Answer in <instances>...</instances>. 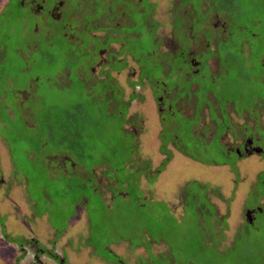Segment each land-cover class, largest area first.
Masks as SVG:
<instances>
[{
  "label": "rangeland",
  "instance_id": "1",
  "mask_svg": "<svg viewBox=\"0 0 264 264\" xmlns=\"http://www.w3.org/2000/svg\"><path fill=\"white\" fill-rule=\"evenodd\" d=\"M8 2L9 0H0V73L9 75L15 64L18 79L11 83L12 89H15L22 85L23 58L31 75L38 71L37 63L46 62L47 77L49 80L53 75V83L30 84L28 91H31L20 99L44 95L45 100L59 104L49 109H43L42 102L38 104L34 118L26 120L35 125L30 129L27 124L19 121L22 117L10 107L11 104L4 102L12 95L7 92L11 88L10 83L0 92V177L3 180L0 182V264H264V215L258 213L251 224L245 217L246 207L256 204L262 206L259 203L262 199V186L259 182L256 183L264 166L262 156H244L239 159L232 157L237 167L233 171L222 163L225 159L218 150L220 145L209 140L214 123L210 119L208 107L203 106L199 110L197 124V120L186 117H193L197 110V93V99L206 105L212 100L210 92H214L212 89L219 84L221 78L224 81L239 80L225 93L235 96L230 97L235 98V101L249 90H256V94L264 93V66L257 62L264 52V0H232V3L226 4L227 7L224 5L221 8L222 11L215 7L216 1L204 0L200 12L204 13L208 9V14L200 17L188 11L193 6L194 10H198L200 0H150L155 3L153 19L164 24L160 33L165 44L158 46L162 56L168 53L167 45L178 41V31L172 27L173 18L178 26L186 25L183 33L179 34H183L181 41L184 43H189L192 37L198 38L199 42L205 41L202 39V30L205 28L200 27L204 16L212 32L221 24L223 28L227 20L230 21L226 26V39L218 42L216 54L204 51L207 49L205 44H202L203 50L197 54V61L201 62L200 74L210 66L215 68L214 63L208 66V61L214 60L222 75L215 82L209 81V73L203 77L198 75L196 82L201 84L200 88L199 84L192 83L189 91H183L182 88L179 90V94L184 95L174 108L184 116L178 111L170 114L171 109H168L167 104H162L163 108L159 109L149 84L157 88L162 83L148 81L136 88L145 99L130 103L127 116L133 117V120L126 123L120 114L122 109L117 114L116 110H109L106 103H99L96 96L90 94L94 92L89 93L85 84L80 82L77 73L80 63L84 67L88 60L86 55H82L85 52L91 53L88 49L91 45H98L86 43L94 18V13L88 10L90 6H85V10L76 8L61 24L60 20L55 22L52 18L47 22L41 13V6H33L34 12L30 10L31 0H25L24 6L17 0ZM184 2L186 5L180 7ZM69 4V0L63 2L59 17L66 15L65 6ZM176 8L185 11L183 19L179 17L181 20H175ZM91 9L94 11L95 7L91 6ZM218 11H226L227 15L224 17ZM104 15L106 14H101L98 18ZM123 18V14L112 20H103V17L99 25L106 26L107 29H100L96 35L103 38L109 35L116 36L117 39L124 37L119 32V28L125 24ZM36 21L37 25L33 28ZM55 25L60 30V27L64 29L65 36L59 32L54 36L51 34ZM210 36L206 35V39L209 40ZM66 37H70L78 45H68ZM78 39L84 40L79 43ZM122 40L123 38L112 42L109 51L118 56L112 58L115 61L122 58L126 60L124 68L119 72L113 69L108 75L109 56L102 51L94 58L93 65L88 66L90 72L85 76L82 73L80 77L86 79L88 87L105 90L104 83L109 76V81L112 78L117 81V85L123 89V99H127L132 92V83L139 80L142 71L147 73V69L154 68L155 64L144 61L137 54H134L135 57L128 54ZM248 40L250 50L248 42L244 49L241 48L243 42ZM135 41L132 39L128 45L139 52V49L148 45L149 40ZM18 49H21V59L15 57ZM150 49L148 46V50ZM79 55L82 56L80 60L73 61V57ZM67 56L71 61H66ZM137 57L139 63L144 64L142 71L136 61ZM65 63L71 68L72 76L66 70L62 80L59 78L58 83H55L53 72L61 67L64 69ZM170 67L173 69L172 64ZM243 73L249 81L239 76ZM11 78H14L13 75L8 80ZM175 80L179 87L184 86L182 78L179 80L167 75L170 85H174ZM173 89H176L172 93L175 98L178 86ZM206 91L210 92L204 97ZM214 94L218 95V102L222 103L224 94H218L217 91ZM76 100L83 104L80 110L85 112V118L77 121L82 134L75 149L68 150L71 155L67 158L66 155L63 157V154L56 153L59 148H65L66 143L58 142L57 145L47 142L43 139L46 134L42 131H46L44 125L50 123L45 120L60 116L63 113L62 105L70 107ZM47 110L49 111L45 115ZM212 116L215 119L213 113ZM215 121L221 122L217 119ZM231 122L235 125L233 128H238L243 125L244 120L234 116ZM120 124L121 127L118 128ZM189 127L192 135L187 132ZM221 129L219 124L217 131L220 132ZM66 131L78 129L74 126ZM56 132H59L58 128ZM163 139L168 140L166 146L172 157L165 168L158 171L166 157L161 150ZM41 140L46 141L47 146L43 147ZM229 141L230 134L225 135L222 142L227 145ZM154 172L157 175L151 181ZM191 181L196 182L193 190L199 200L204 197L203 185H207L208 199L215 205L216 216L212 217L214 223L211 233L201 228L205 225L204 218L199 224L197 215L189 214L192 205L184 197L185 187ZM95 189L102 194L104 200L97 197ZM139 189L143 199L167 202L179 219L186 212L183 224L187 226L181 223L183 228L177 229L176 234L169 237L167 242L149 237L142 231L143 222L135 214L138 204L134 203L137 201L134 196L141 194ZM185 198L188 199V196ZM198 202L202 211L205 209L212 215V207L203 200ZM155 203L158 202L152 204ZM143 206V212L147 214L149 207ZM3 226L5 230L1 232ZM23 240L26 241L20 245ZM101 243H109V250L103 251ZM42 245L56 255L57 261L40 252ZM37 251L41 262L34 259ZM113 253L117 256L116 261L109 260L113 258Z\"/></svg>",
  "mask_w": 264,
  "mask_h": 264
},
{
  "label": "trees",
  "instance_id": "2",
  "mask_svg": "<svg viewBox=\"0 0 264 264\" xmlns=\"http://www.w3.org/2000/svg\"><path fill=\"white\" fill-rule=\"evenodd\" d=\"M203 1L204 0H200V2H198V5L200 3H202ZM214 1L217 2V3H215V7H217V10L218 9L221 10V8L225 7L224 5H226V4L228 5V4L232 3V0H214ZM13 2H16V0H13ZM95 2H97V3H95ZM91 4H92V6L95 7L94 11L91 9V7L89 8L94 13V16L95 15L98 16V14H106V15H104L105 19H103V20H109V19L112 20L113 17H116V16L121 17V15L123 14L125 16V18H123V20H125V24L119 28V32L122 33L124 37H120L118 39L123 38L122 41L125 42V46H126V47H124V50H126V52L128 54L133 55V57H135L134 54H137V56L139 58L140 57L144 58V61L155 64L154 68H148L147 73H143L142 68H143L144 64H140L138 61L139 58L137 57L136 61H138V64L141 67L140 69L142 71V74H141V77L139 78V80H136L132 83V92L127 99H123V97H122L123 96V89L117 85V81H115V79H113L112 77H111L112 79H110V81H109V76H107V81L104 83L106 85V86H104L105 90H102L99 88L96 89L94 87L90 88V86L88 87L86 84V79H84V77L83 78L80 77V75H82V73H83V76H85L90 72L88 70L90 67H88V66L93 65V62L95 60L94 58H96L99 55V51L101 50V48H105L113 40L118 41L116 36H115L116 39L112 35L107 36L106 39L96 37L94 40L99 41L98 45L97 46L91 45V48H88L91 53L88 54L87 52H85L82 55V56L86 55V57L88 58L86 65L83 67L84 64L80 63L79 67H77V70H78L77 73H78L79 78L81 79L80 82H83V84H85V87L88 88L89 93H90V91H93L94 93H90V94L95 95L96 100L99 103H101V104L106 103L107 108L111 111L116 110L115 113H117V114H118L119 109L124 110V111L121 110V113L119 112L120 114H122L121 117L123 116V118H122L123 121L125 123L128 121L131 122L133 120V117L129 118L127 116V113H128L127 109L129 107L130 103L132 101H135V100L140 101V100L145 99L143 97V95L141 96V94L138 93V91L136 89L138 87H136V86H141V85L143 86L148 81L152 82L153 80H155V82L162 83V85H160L157 88L153 87V85H152V90H157V89L160 90L161 88L165 89L168 87V85H170V83L168 82L170 79L167 81V75L169 78L176 77L177 79L181 80L180 69H179L180 65H181V62H180L181 58L177 52L180 51V49H181L180 46H182L181 45V43H182L181 42V36L183 34L181 36H179V34L183 33L184 29H186V25L180 24L178 26V24H176V22H174V18H173L172 27L178 31V32H176V34L178 35V38H177L178 41L176 43L173 42V43H170L169 45H167L166 47H167L168 53L165 56H162L159 53L158 46L161 43L165 44V39L162 38V35L160 33V29L164 26V24L161 22H158L156 19H153L152 15H153V9H154L155 3L154 4L151 3L150 0H133V1L132 0H115V1L94 0V2H91ZM190 4L193 5L191 2H190ZM185 5H186V2L181 3L180 7L185 6ZM227 5H226V7H227ZM88 6H90V5H88ZM100 6H102L101 9L103 10V12H101L100 9H98V7H100ZM179 8H176L177 11H174L175 20L176 19L181 20L185 17V16H183V13H185V11L184 10L182 11ZM198 10H199V6H198ZM198 10H194V6H193L188 11H190V13H194L195 16H198V14L200 13V11H198ZM218 12H220V11H218ZM223 12H220V13L222 15L224 14V17H225L227 15V12L226 11H223ZM207 14H205V16ZM179 17H181V19ZM101 20L94 22V23L91 21L93 24V27L89 31V36H98V35L94 34L95 31H97L98 29H102V30L107 29L106 26L99 25V22H101ZM227 22H228V20H227ZM145 33H147L148 35H144ZM66 38L68 39V42H69L68 45H70L71 44L70 37H66ZM132 39H135L136 40L135 42L145 41V39H146V41L147 40H149V41H148V45L145 48L139 49V52L138 51L136 52V50L132 46L128 45V43ZM91 40H93V39H91ZM134 43H132V45ZM75 45H78V44L75 43ZM148 46L151 47L150 50H148ZM17 48H18V46H17ZM60 49H61V47H60ZM139 53H141V54H139ZM169 53H171V54H169ZM115 54L116 53L112 54V55H114L113 58L118 57ZM21 56H22L21 55V49L20 50L18 49L15 57H17L18 59H21ZM82 56L79 55V57L78 56L73 57V59H74L73 61L78 60ZM108 56H109V52H108ZM68 57L69 56H67V59H68ZM169 57L171 59H169ZM66 61H71V59H68ZM23 63H24V66L22 69V71H23L22 85L18 86L15 89H12V86H11L12 81L18 79L16 76V73H15V64H14L12 72L8 73L9 75H6L4 73H0V92H2L3 89H6L7 85L10 83L11 88L8 89L7 92L12 94V95L10 96L8 101L4 100V102H6V104H9V105L11 104L10 107L15 112H17V114L20 117L24 116V118L22 117L23 119L19 120L21 123L27 124L26 126H28L30 129H33L35 127V125L33 123L32 124L28 123L27 118H30V119L34 118V113H35V109H37V105L42 102L41 107L43 109H49L53 105L56 107L59 103L58 102H51L50 100H45L44 95H35L33 97L29 96V98H28V100L31 102L30 103L31 107L26 108L25 106L22 107V106L18 105L17 102L21 98V96L19 95L21 93H18V91L15 92L16 89H20L27 84H34L35 83L36 85H39L40 83H43V84L44 83H46V84L53 83V75L48 80L47 73H46L47 69L45 68L47 66L46 62L40 61L39 63H37L38 71L35 73V75H31L30 73H28V66H27L24 58H23ZM109 63H110L109 64L110 66L107 69V71H110L113 69H117V71H120L122 68H124L127 65L126 60H124V58H122L118 62L115 61V59H111V61H109ZM170 64H172L173 69H171ZM65 65L66 66H64V69L61 67L60 69L53 72L54 78L56 80L55 83H58L59 78H61V80H62V75L66 74V70H67L69 76H72L71 68H69V66L66 63H65ZM81 66H82V68H81ZM12 75L14 78H11V80L10 79L8 80V77H10ZM182 77H183V75H182ZM146 78H148L147 82L145 80ZM103 80L104 79H102V81H100V82L102 83ZM174 82H175L174 85H176V86H173V84H172V85H170V87L172 88V90H176L177 88L176 89H173V88L178 86V91H176L177 92L176 97H177L179 92H181V91H179L181 89V87H179L177 80H175ZM46 86L49 88V85H46ZM27 88L30 89V86H28ZM159 90H158V92L160 93ZM29 91H31V90H29ZM29 91L27 90V92H29ZM154 96H155V99L157 101L156 94ZM0 99H1V97H0ZM38 101H40V102H38ZM70 105H71L70 107L62 105L63 113L60 116H56V117H53L51 119L45 120V121H50V123H46V125H44L46 128V131H42V133L46 134V136L43 137V139H45L47 142L50 141L51 143H57V145H59L58 142L66 143L65 148H63V149L59 148V151H57L56 153L63 154L62 155L63 157H65V155H66L67 158L69 157V155H71L68 152V150L69 149H71V150L75 149L76 142H78L80 140V134H82V132L78 128L79 125H77L79 122L78 120H82L85 118V112H83V110H80L83 108V104L79 100H76V103L70 104ZM48 111L49 110L45 111V115L48 113ZM112 114H114V112H112ZM42 115H44L43 110H42ZM51 116H53V115H51ZM116 116L118 117V115H116ZM22 120H23V122H22ZM194 120H196V119H194ZM121 124L118 126V128L121 127ZM74 126H75V128L78 129V131H71V132L66 131V129H72V127H74ZM55 127L58 128L59 132H56ZM124 131L126 132L125 129H124ZM185 131H187V128ZM187 132L190 135L193 134L190 127L188 128ZM187 137H188V139L190 138L189 135ZM184 138H185V136H184ZM46 141H42L43 147L47 146V144H45ZM167 142H168L167 139L162 140L161 150H163L165 152L166 157L162 161V164L160 165L158 171L159 170L161 171L163 168H165L166 164L170 161V159L172 157L171 151L166 146ZM183 144L185 145L184 142H183ZM62 145L64 146V144H62ZM37 152H41V150H39V151L37 150ZM42 154H44V153H42ZM46 154H44V155H46ZM223 157L225 159L224 162L229 161L231 163V168L233 170L237 169V167L233 163V159H231L230 157L225 156V155H223ZM227 158H229L230 160ZM66 160H65V163L68 165ZM205 162H207V161H205ZM125 163H124V165H125ZM209 163L212 164L213 162L210 161ZM156 175H157V172H154V177L150 180L153 181L155 179ZM125 183L127 184V182H125ZM194 184H196V182L191 181L190 183H187V186L185 187V197L188 196V199H186L185 197H184V199L186 200L187 203L192 205V209L189 212V214L191 213V214L197 215V219H198L197 223H199V224H201V222H202L201 219L204 218L205 219V225L202 226L201 228H203L206 232L211 233L213 231L212 223H214V222H212V217L216 216L215 215V210H216L215 205L213 203H211V200L208 199L209 198L207 195L208 188H207V185L204 184L203 185L205 188L204 197L200 200H203L204 203H206L207 205L212 207L213 212H211L212 215H210L205 209H203V211H202V206L198 202L200 200H199L198 196L195 194V191L193 190ZM138 186H139V184H138ZM139 191L141 192V194H136L134 196L137 199V201L134 203L138 204L137 211L135 214L143 222L142 231L144 230L148 234L149 237H152V238L154 237L153 238L154 240L157 239L156 241L163 242V241H166L169 237L175 235L177 232V229L183 228L182 227V224L184 221L183 218L187 215L186 212L179 219L171 211L170 205L167 202L143 199V198H141V196H142L141 189H139ZM187 193H188V195L186 196ZM101 196H102V194H100L98 192L97 197H100L102 200H104L103 197H101ZM154 202H158V203L152 204ZM143 205H146V207L147 206L149 207L147 214L143 212V207H144ZM194 207H195V209H194ZM223 219H225V216L223 217ZM1 224L4 225L3 223H1ZM184 226L186 227L187 225H184ZM4 228L5 227L3 226L2 227L3 232L5 230ZM155 236L157 238H155ZM24 241H26V240H23L22 242H24ZM116 241L118 242L120 240H116ZM143 243L145 244V242H143ZM101 244H99V245H101V249L103 251L109 250L107 248L109 243H105V244L101 243ZM46 250H47V248L42 245L40 252L42 253L43 251H46ZM36 253L39 254L38 251ZM112 257L113 258H111V259L109 258V260H112V261L117 260V256H115L114 253L112 254Z\"/></svg>",
  "mask_w": 264,
  "mask_h": 264
},
{
  "label": "flooded vegetation",
  "instance_id": "3",
  "mask_svg": "<svg viewBox=\"0 0 264 264\" xmlns=\"http://www.w3.org/2000/svg\"><path fill=\"white\" fill-rule=\"evenodd\" d=\"M24 1L25 0H18V2H20L23 6H24ZM70 4L66 5L65 8L66 9V15L64 17H59V12L60 9L63 5V2H65V0H31V3L29 4L30 10H32L34 12L33 6H41V13L44 14V17L47 19V22L49 21L50 18H52L55 22L57 20H60L62 23L64 24V22L66 21V19L69 18V16L73 13V11L76 8L79 9H83L85 10V6L90 5V7L92 6L91 4V0H69ZM101 1V0H99ZM107 1V0H104ZM133 1V0H132ZM12 3L13 0H9L8 3ZM79 3V6H78ZM97 3V2H96ZM8 5V4H7ZM11 5V4H9ZM8 5V6H9ZM81 5V6H80ZM201 5L202 3H200L199 6V10H201ZM69 6V8H68ZM102 6L98 7V9H100L101 12H103V10L101 9ZM90 10V9H88ZM208 13V9L206 12L202 13L200 12L198 14V17H200L202 14H207ZM101 14H98V16H94L93 18V23L97 22L101 19H103L104 16H102L101 18H98ZM40 17L42 18V16L40 15ZM91 21V20H90ZM58 23V22H57ZM227 23V24H226ZM224 24V27L221 28L218 27L217 25H215L218 28H221V30H219L218 28L212 32L208 22L205 20V16L204 19H202L200 21V27L205 28L203 29V36L205 39V41H197L198 38L196 37H192L189 40V43H184L182 42L180 46L181 50L178 51L177 53L180 55V78H182L184 86L181 87L182 89H184L183 91H189V86L192 83L195 84H199L198 82H196V78L197 76H206L209 73V81L211 82H215L216 79L219 77V75H222V73H220V69L217 66L218 64L213 60V61H208V66L211 65V63H214V67L215 68H210L208 67L207 71H203L202 74H200V65L201 62H198L197 60V54H199V52L201 50H203L202 44H205V47L207 49H205L204 51L206 52H212V54H216V50H217V44L218 42L221 40V42L225 41L226 39V26L228 24H230V21L226 22ZM35 25H33V28L36 27L37 25V21L34 23ZM60 29H58L57 25L54 26L55 30H51V34L53 33V36L56 32H59L61 35L62 33L65 35V31L64 29H62V27H60ZM100 29H98L97 31H99ZM223 30V31H222ZM97 31H95V35L97 34ZM38 33V32H37ZM79 33H83V32H79ZM251 34H254L253 32ZM206 35H211L210 38H212L210 40L206 39ZM81 36V35H80ZM91 37V38H90ZM96 37L99 38H103L101 36H89L86 37L88 38L86 43H93V44H98L99 41H95L94 39ZM115 38V37H114ZM93 39V40H91ZM106 39V38H105ZM116 39V38H115ZM79 43L83 42L84 39H78ZM70 42L71 44H75L76 42L73 41L70 38ZM112 42H117V40H113ZM110 42L108 44V46H106L105 48H101V50L99 51V54L103 51L104 54H107L109 52V58L108 62L111 61V59L114 57V53L110 52V44L112 43ZM200 48H199V45ZM248 42V50H250L249 47V40L248 41H244L242 44L241 48H245L246 44ZM27 43V42H26ZM28 45V44H27ZM26 45V47H27ZM185 45V46H184ZM215 46V47H214ZM25 51V50H24ZM246 54H248V52H246ZM169 59H171L169 57ZM258 64H260L261 66H264V52H262V55L260 56V58L257 59ZM203 70V69H202ZM110 71H107V74L110 75ZM119 72V71H117ZM183 75V77H182ZM194 76V78H193ZM241 78L248 80L247 75L245 73L240 74L239 75ZM146 82L148 81V78L145 79ZM260 80V79H259ZM239 80H235L232 79L231 81H224L223 78H221L220 82L218 85H215L213 87V91H217L218 94L223 93L224 97L222 99V103L218 102L217 96L215 95L214 92H210V91H206L204 94V97L207 96V94L210 92V94L212 95V100L210 99V101L208 102V104L206 105L205 103H203V101H199L197 99V95H196V104L195 106L197 107V110L194 111L193 117H189L186 116L187 118L190 119H196V124L199 123V110L203 107V106H207L209 109V113H210V119L212 121V123H214V129H212L211 131V137L209 140H214L215 143L219 144L220 147L218 148V150L220 151V154L228 156L230 158L235 157V159H239L242 157H246V156H252V155H260L262 156V161L264 162V93L262 94H256L257 91L254 90H249L246 93H243L239 100L235 101V98H230V97H235V96H228L225 93H227L228 91H230V86ZM167 85V84H166ZM28 86H30V84H27L25 86H23L20 89H16L15 92H20L21 94H19L21 97H23L22 95H26L28 92ZM151 90V84L149 85ZM176 86V85H173ZM172 86V87H173ZM200 88L201 84L198 85ZM139 88V86H136ZM159 89L157 90H152V94L155 95L157 97V106L159 107V109H162L163 107L161 106L162 104H167L168 109H171L169 111H171L170 114L178 111L180 115H183L182 112H180V110L174 108L176 103L179 101V99L184 95V94H178L177 97H173L172 93L173 90L170 87V85H168L167 88H161L158 92ZM199 92V90H198ZM240 93V92H239ZM172 102V103H171ZM19 106L22 107H26L29 108L31 107L30 105V101L28 99H20L18 102ZM217 105V108L216 106ZM230 106V108L228 109V107ZM222 111V113H221ZM212 113L214 114L215 119L217 120H221L220 123H217L215 121V119L212 116ZM184 116V115H183ZM236 116L240 119L244 120V123L242 126H239L238 128H233V126H235L234 124H232L231 119ZM245 116H247L248 118H246ZM24 118V116H22ZM22 118V119H23ZM249 119V120H246ZM21 120V119H19ZM23 122V120H22ZM222 126V129L219 131H217L218 126ZM191 129V128H190ZM230 134V141L226 144H224L222 142V140L224 139L225 135H229ZM197 135V134H196ZM228 139V138H227ZM203 140V139H202ZM200 140V141H202ZM233 154V156H232ZM235 159L233 160V163L235 162ZM224 164L228 165L231 168V163L229 161L223 162ZM235 164V163H234ZM264 165V163H263ZM233 170V169H232ZM236 171V170H233ZM0 182H3V180L0 177ZM260 183L262 186V199L261 202H259L257 200V202H259L260 204H262V206H259V204H256L254 206L251 207H246L245 208V217L247 218L246 220L248 221V223H252V219L256 218V215L258 213L264 215V166L262 168V170L259 172L256 183ZM260 194V195H261ZM254 222V221H253ZM24 242H22L20 245H23ZM43 254H46L48 257H51L53 260L57 261V258L55 257L56 255L53 254L52 252H50V250H46L42 252ZM34 259L38 262H41V260L39 259V255L37 253L34 254Z\"/></svg>",
  "mask_w": 264,
  "mask_h": 264
},
{
  "label": "crops",
  "instance_id": "4",
  "mask_svg": "<svg viewBox=\"0 0 264 264\" xmlns=\"http://www.w3.org/2000/svg\"><path fill=\"white\" fill-rule=\"evenodd\" d=\"M1 232H2V229H1Z\"/></svg>",
  "mask_w": 264,
  "mask_h": 264
}]
</instances>
